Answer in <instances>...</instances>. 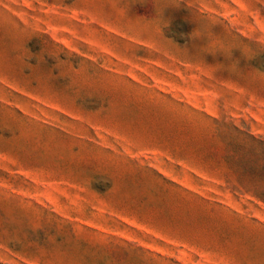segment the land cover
Listing matches in <instances>:
<instances>
[{
	"label": "rangeland",
	"instance_id": "1",
	"mask_svg": "<svg viewBox=\"0 0 264 264\" xmlns=\"http://www.w3.org/2000/svg\"><path fill=\"white\" fill-rule=\"evenodd\" d=\"M262 193L264 0H0V264H264Z\"/></svg>",
	"mask_w": 264,
	"mask_h": 264
},
{
	"label": "trees",
	"instance_id": "2",
	"mask_svg": "<svg viewBox=\"0 0 264 264\" xmlns=\"http://www.w3.org/2000/svg\"><path fill=\"white\" fill-rule=\"evenodd\" d=\"M259 195H260L259 198L262 199V200L264 201V193L259 194Z\"/></svg>",
	"mask_w": 264,
	"mask_h": 264
},
{
	"label": "clouds",
	"instance_id": "3",
	"mask_svg": "<svg viewBox=\"0 0 264 264\" xmlns=\"http://www.w3.org/2000/svg\"><path fill=\"white\" fill-rule=\"evenodd\" d=\"M193 38L200 39V36H192Z\"/></svg>",
	"mask_w": 264,
	"mask_h": 264
}]
</instances>
